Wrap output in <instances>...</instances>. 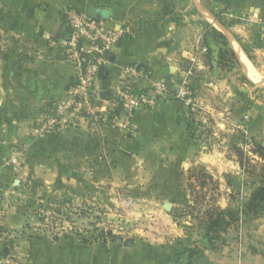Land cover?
I'll return each mask as SVG.
<instances>
[{"label": "rangeland", "instance_id": "rangeland-1", "mask_svg": "<svg viewBox=\"0 0 264 264\" xmlns=\"http://www.w3.org/2000/svg\"><path fill=\"white\" fill-rule=\"evenodd\" d=\"M192 11L200 34L168 74L126 63L103 107V71L89 109L53 108L30 121L38 129L0 147V264H19L5 246L39 236L136 242L139 258L168 264H186L185 248H194L193 264H264V201L246 206L264 164L254 152L264 149V0H200ZM106 137L119 147H105ZM116 149L115 159L103 157ZM194 167L212 179L190 177ZM211 204L238 213L209 244L201 224Z\"/></svg>", "mask_w": 264, "mask_h": 264}, {"label": "crops", "instance_id": "crops-1", "mask_svg": "<svg viewBox=\"0 0 264 264\" xmlns=\"http://www.w3.org/2000/svg\"><path fill=\"white\" fill-rule=\"evenodd\" d=\"M99 1L100 6L95 5L97 0H0V147L38 129L33 120L67 96L73 64L56 38L64 22V9L84 10L124 30L104 70L101 85L105 93H110L119 68L129 62L161 68L168 74L169 68L179 66V56L200 34L199 12H186L191 5L200 6V0ZM110 101L103 98V107ZM149 114L169 115L158 110ZM155 125L147 129H165ZM115 130L110 128L113 137ZM103 145L115 148L119 141L106 137ZM118 155L116 149L103 157L115 159ZM18 243L20 248L7 250L5 246L3 253L14 254L19 264H168L150 256L139 258L136 242L130 248L119 244L110 247L76 237L57 240L39 236Z\"/></svg>", "mask_w": 264, "mask_h": 264}, {"label": "built area", "instance_id": "built-area-1", "mask_svg": "<svg viewBox=\"0 0 264 264\" xmlns=\"http://www.w3.org/2000/svg\"><path fill=\"white\" fill-rule=\"evenodd\" d=\"M63 17L66 32L57 42L64 56L73 64V85L69 89L70 97L65 105L56 104L54 109L60 112L72 104L81 106L83 101L89 109L88 100L93 93L92 87L109 64L112 49L124 36V30L121 27H111L84 10L66 8L63 10ZM131 72L135 73V70ZM17 156L18 153L10 161L16 163Z\"/></svg>", "mask_w": 264, "mask_h": 264}, {"label": "trees", "instance_id": "trees-1", "mask_svg": "<svg viewBox=\"0 0 264 264\" xmlns=\"http://www.w3.org/2000/svg\"><path fill=\"white\" fill-rule=\"evenodd\" d=\"M65 27L64 24L60 28V30L57 33L56 38H61L65 35ZM219 37L223 39V43L225 45H228L226 37L222 34H218ZM231 55L234 57V53L232 50L230 51ZM101 97L104 99H109L110 95L108 93L102 92ZM259 154V156L264 159V149L263 146H261L259 143L256 144V150L254 151ZM240 157L243 156L242 152L239 151ZM240 165H244L243 160H239ZM191 176H197V174L200 175V177H203L202 184L204 183V179H212V177L205 172V170L202 167H194L190 169ZM258 185L253 190V192L250 195L249 201L246 204L249 211L256 210L260 203L264 201V164H261L259 167V175H258ZM238 212L233 211L229 208H221L217 204H211L207 208L204 209L203 215H205V218L202 220L203 224H201L204 234L207 237V240L209 244H211L212 238L215 237L216 234L224 231L227 227H229L233 221L236 219V215ZM195 246V245H194ZM193 246V247H194ZM187 251V254L185 258L187 259L186 264H193L192 256L195 255V252L193 251L194 248H185ZM184 254V253H183ZM182 256V254H181ZM175 264H182L181 262H176Z\"/></svg>", "mask_w": 264, "mask_h": 264}, {"label": "water", "instance_id": "water-1", "mask_svg": "<svg viewBox=\"0 0 264 264\" xmlns=\"http://www.w3.org/2000/svg\"><path fill=\"white\" fill-rule=\"evenodd\" d=\"M263 81V80H262ZM164 207L166 208V209H168V208H170V204L169 203H165L164 204ZM118 244H120V241H118ZM132 244V241L131 240H126L125 242H124V245L125 246H130Z\"/></svg>", "mask_w": 264, "mask_h": 264}]
</instances>
